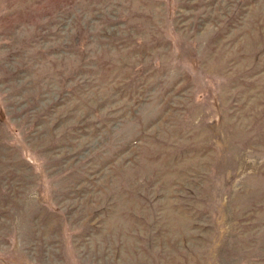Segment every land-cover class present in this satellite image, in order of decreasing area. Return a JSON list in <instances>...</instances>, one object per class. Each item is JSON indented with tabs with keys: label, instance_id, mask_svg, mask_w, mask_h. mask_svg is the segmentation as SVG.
I'll list each match as a JSON object with an SVG mask.
<instances>
[{
	"label": "rangeland",
	"instance_id": "obj_1",
	"mask_svg": "<svg viewBox=\"0 0 264 264\" xmlns=\"http://www.w3.org/2000/svg\"><path fill=\"white\" fill-rule=\"evenodd\" d=\"M0 264H264V0H0Z\"/></svg>",
	"mask_w": 264,
	"mask_h": 264
}]
</instances>
